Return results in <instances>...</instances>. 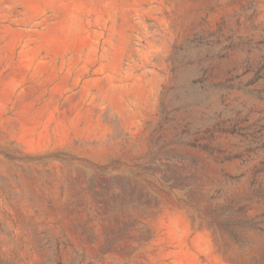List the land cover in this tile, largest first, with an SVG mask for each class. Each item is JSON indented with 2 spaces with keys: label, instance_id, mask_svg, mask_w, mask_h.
<instances>
[{
  "label": "rangeland",
  "instance_id": "374dc122",
  "mask_svg": "<svg viewBox=\"0 0 264 264\" xmlns=\"http://www.w3.org/2000/svg\"><path fill=\"white\" fill-rule=\"evenodd\" d=\"M0 264H264V0H0Z\"/></svg>",
  "mask_w": 264,
  "mask_h": 264
},
{
  "label": "trees",
  "instance_id": "16d2710c",
  "mask_svg": "<svg viewBox=\"0 0 264 264\" xmlns=\"http://www.w3.org/2000/svg\"><path fill=\"white\" fill-rule=\"evenodd\" d=\"M227 224L229 223V224H231L230 222H228V221H225Z\"/></svg>",
  "mask_w": 264,
  "mask_h": 264
}]
</instances>
